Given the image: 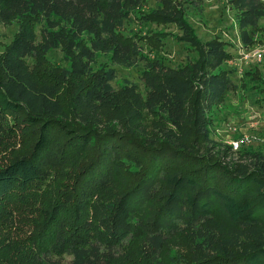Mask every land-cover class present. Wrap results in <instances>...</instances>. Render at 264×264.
Segmentation results:
<instances>
[{
  "label": "trees",
  "instance_id": "trees-1",
  "mask_svg": "<svg viewBox=\"0 0 264 264\" xmlns=\"http://www.w3.org/2000/svg\"><path fill=\"white\" fill-rule=\"evenodd\" d=\"M149 1L0 0V24H19L0 54V149L22 148L0 161V264H264V151L228 159L212 136L214 109L249 85L263 102L264 79L236 82L232 44L195 34L186 17L208 0ZM225 1L251 47L264 0ZM137 22L175 25L197 57L147 54ZM115 65L140 82L115 87ZM36 206L26 236L19 208Z\"/></svg>",
  "mask_w": 264,
  "mask_h": 264
},
{
  "label": "rangeland",
  "instance_id": "rangeland-1",
  "mask_svg": "<svg viewBox=\"0 0 264 264\" xmlns=\"http://www.w3.org/2000/svg\"><path fill=\"white\" fill-rule=\"evenodd\" d=\"M150 6H155L154 1H149ZM187 20L195 34L202 41H209L214 38H220L232 44L234 56L227 61L226 66L234 70L236 82L245 76L248 71L258 72L264 79V55L261 60L258 58L246 59V56L260 50L264 53V18L259 22L261 29L256 33L257 40L251 47L242 45L241 36L237 25L235 11L226 3L225 0H208L205 2L203 11H190ZM130 28L139 29L145 38L152 37L151 42L146 39V53L152 56L162 57L166 63L172 66L181 65L186 58L195 59L197 54L189 49V45L182 41V32L173 24H155L150 23L147 26H141L135 23ZM19 30V24L14 22L9 25L0 24V54L12 42ZM249 51L250 53L245 52ZM48 59L57 66H65L63 52L53 50L49 53ZM99 64L110 62V57L100 55ZM117 70V79L113 82L115 87H119L123 80L129 79L139 83V73L142 67L125 68L115 65ZM248 81L246 78L245 82ZM257 94L251 91V85L245 90L229 94L224 104L214 109L213 138L219 143L224 144L228 159H235L236 154L242 147H254L256 150L264 151V101L257 102ZM245 136L255 137L253 143H243L236 149L234 143L243 139ZM22 150L21 146L4 150L0 149V161L4 160L10 153H17ZM3 151H6L4 153ZM224 151V149H223ZM25 210L19 208V222L17 226H23L21 233L26 236L37 230L39 208L29 207ZM21 209V211H20ZM25 226L27 228L25 229ZM180 243V238L177 237ZM174 251L186 252L185 245L174 244Z\"/></svg>",
  "mask_w": 264,
  "mask_h": 264
},
{
  "label": "built area",
  "instance_id": "built-area-1",
  "mask_svg": "<svg viewBox=\"0 0 264 264\" xmlns=\"http://www.w3.org/2000/svg\"><path fill=\"white\" fill-rule=\"evenodd\" d=\"M246 53H250L249 51L245 52L244 54ZM247 55V54H246ZM263 55L264 53L260 50H256L255 52L249 54L246 56V59H249V58H258L259 60H261L263 58ZM255 141V137H252V136H245L243 139H240V140H237L235 143H234V146L236 149L240 148L241 145H243V143H253Z\"/></svg>",
  "mask_w": 264,
  "mask_h": 264
}]
</instances>
